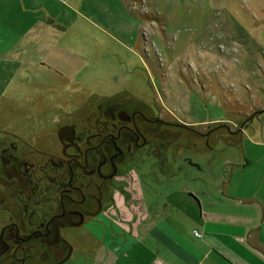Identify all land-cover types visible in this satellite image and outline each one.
<instances>
[{"label": "rangeland", "instance_id": "374dc122", "mask_svg": "<svg viewBox=\"0 0 264 264\" xmlns=\"http://www.w3.org/2000/svg\"><path fill=\"white\" fill-rule=\"evenodd\" d=\"M45 1L47 50L57 43L55 53L51 49L59 59H53L72 66L60 64L58 70L47 64L42 71L19 72L17 62L0 60V123H20L7 103L14 90L20 101L22 84L55 90L78 86L87 98L92 91L100 96L126 89L165 116L206 121L192 129L172 126L164 163L143 156L134 166L141 181L167 182L174 176L169 170L186 171L191 159L209 164L207 143L217 151L212 164L229 173L228 129H236L233 123L253 112V105L264 103V0ZM10 81L15 88L6 87ZM89 262L78 254L62 264Z\"/></svg>", "mask_w": 264, "mask_h": 264}, {"label": "flooded vegetation", "instance_id": "af4514ba", "mask_svg": "<svg viewBox=\"0 0 264 264\" xmlns=\"http://www.w3.org/2000/svg\"><path fill=\"white\" fill-rule=\"evenodd\" d=\"M19 87L22 99L14 90L7 104L20 123H0V264L91 261L96 243L108 249L105 231L121 230L117 199L140 198L129 190L141 181L134 166L143 156L164 163L171 127L203 122L165 116L126 89L87 98L78 86Z\"/></svg>", "mask_w": 264, "mask_h": 264}, {"label": "crops", "instance_id": "0c3cea01", "mask_svg": "<svg viewBox=\"0 0 264 264\" xmlns=\"http://www.w3.org/2000/svg\"><path fill=\"white\" fill-rule=\"evenodd\" d=\"M45 4L0 0V60L17 62L19 72L42 71L47 64L58 70L60 64L72 66L53 59H59L57 43L47 50ZM55 25L58 21L50 26ZM10 83L6 87L15 88ZM252 107L258 110L252 119L246 121L251 111L245 112L233 123L236 129H228L229 173L212 164L217 151L207 143L209 164L191 159L186 171L169 170L174 176L167 182L133 184L129 190L140 198L127 192L125 201L117 199L113 214L121 216V230L105 231L108 249L96 243L90 264H264V103Z\"/></svg>", "mask_w": 264, "mask_h": 264}]
</instances>
